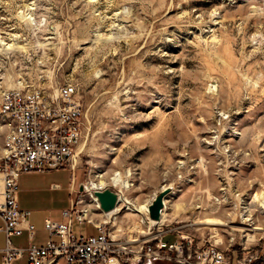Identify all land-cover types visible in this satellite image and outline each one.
I'll return each instance as SVG.
<instances>
[{
	"label": "rangeland",
	"instance_id": "374dc122",
	"mask_svg": "<svg viewBox=\"0 0 264 264\" xmlns=\"http://www.w3.org/2000/svg\"><path fill=\"white\" fill-rule=\"evenodd\" d=\"M65 85L82 108L64 167L76 185L117 174L137 203L167 189L165 225L197 244H264V0H0V105ZM5 132L0 115V167ZM67 169L25 174L34 214L62 207ZM135 214L107 228L134 241ZM73 231L93 234L76 221Z\"/></svg>",
	"mask_w": 264,
	"mask_h": 264
},
{
	"label": "built area",
	"instance_id": "2783aa9c",
	"mask_svg": "<svg viewBox=\"0 0 264 264\" xmlns=\"http://www.w3.org/2000/svg\"><path fill=\"white\" fill-rule=\"evenodd\" d=\"M0 115L6 128L0 167V232L5 238L0 264H264V244L235 254L209 242L197 244L176 227L151 225L147 212L140 214L139 224L146 225L148 238L123 241L120 234L107 228L110 221L96 223L81 218L83 209H78V202L87 193L84 184L79 186L74 206L63 210L60 221L44 220L48 241L43 246L33 244L35 229L28 222L29 212L17 205L18 179L30 172L60 170L69 163L80 141L82 108L74 87L65 85L53 97L36 90L6 93ZM112 189L118 194V203L120 190ZM93 204L94 212H102L95 197ZM116 207L110 220H117L122 211L134 213L127 203ZM74 221L93 227L97 233L75 235ZM23 232L28 246L12 245L11 238ZM167 235L175 236V240L166 242Z\"/></svg>",
	"mask_w": 264,
	"mask_h": 264
},
{
	"label": "crops",
	"instance_id": "0c3cea01",
	"mask_svg": "<svg viewBox=\"0 0 264 264\" xmlns=\"http://www.w3.org/2000/svg\"><path fill=\"white\" fill-rule=\"evenodd\" d=\"M61 169H67V168H61ZM60 169V170H61ZM68 170V169H67ZM57 171V170H55ZM68 172H70V170H68ZM26 175H22L20 176V178L18 179V195H17V205L19 206V209L22 211H28L29 212V217H28V222L30 224H32L34 226L35 232H34V238L32 240V243L37 245V246H43L49 239L47 233L44 230V220L49 218L52 221H60L61 220V213L63 212V210H68L70 208H72L74 206V202H75V197L78 193V191L81 189L78 185H76V177L75 175H72L70 172V180L68 181L67 187L68 188V198L66 200H63L61 205L62 207L57 209V210H49L47 212H43V216L39 217L36 214H34V211H32V209H29V206L27 203L23 202L22 197H21V190H19V185L22 182V180H24V177ZM49 189H53V190H62L61 185L56 184V183H51L49 185ZM160 191H158L156 193V195H158ZM155 195V196H156ZM140 217L139 214H135V216H133V220H137L138 217ZM1 226V223H0ZM89 226V225H87ZM91 228V231L93 232V234H89V235H95L97 233V230L94 229L93 227L89 226ZM121 239L123 241H126L124 236H121ZM11 244L14 246H20V247H26L29 244V239L27 238V235L25 232H23L20 236H16L11 238L10 240ZM127 242V241H126ZM5 246V238L2 234V232H0V250L3 249ZM0 260H1V255H0ZM15 264H25L24 261H18Z\"/></svg>",
	"mask_w": 264,
	"mask_h": 264
},
{
	"label": "bare ground",
	"instance_id": "6f19581e",
	"mask_svg": "<svg viewBox=\"0 0 264 264\" xmlns=\"http://www.w3.org/2000/svg\"><path fill=\"white\" fill-rule=\"evenodd\" d=\"M78 152H79V150H77L76 154ZM74 162H76L75 158L73 160V163ZM130 185L131 184L128 182V180L122 181L118 177L117 174H110L109 176H104L103 174H95L92 178H90V180L86 184H84L86 191L89 193L87 196L89 197L88 200H90V201L88 203H86L84 200L79 199V202H78L79 204L84 205L83 214H81V218H86V219L91 220L93 217L91 214L94 212L93 208L95 205V204H93V202H94V196H93L94 191L100 190V189L105 188L107 186L121 188L122 190H124V189L128 188ZM121 191H120V193H121ZM154 198H155V196H152V197H150L149 200L147 199L142 203H137L136 200H132L127 196L125 197L123 195V193H121V194H119V202L118 203L121 202V203L129 204L131 209L133 210V212L136 214H139V215L147 212V218H148V207L152 203L151 201ZM163 201H164V199H163ZM165 209H166V201H164V208L160 212L159 221H152V220H150V218H148L149 223L151 225H159V224L169 223L168 218H166L164 215ZM113 211H115V209L112 210L110 213H103V212L96 213V212H94V214H96L97 216H100L99 217L100 221L95 220V222L101 223V221H103L104 219L106 222H108L110 220L109 217ZM207 223L213 224V225H219V222L217 220H209L208 219L205 224H207ZM140 229H141V233H139L140 234L139 237H141V239H139V240L144 241L148 238L150 233H149V231H147L146 228L144 229V226H142V225H140ZM256 230H262V229L257 227Z\"/></svg>",
	"mask_w": 264,
	"mask_h": 264
},
{
	"label": "water",
	"instance_id": "95a60500",
	"mask_svg": "<svg viewBox=\"0 0 264 264\" xmlns=\"http://www.w3.org/2000/svg\"><path fill=\"white\" fill-rule=\"evenodd\" d=\"M170 190H162L151 201L152 203L148 207V218L152 221H159L160 212L164 207V197ZM93 196L97 199L100 209L103 213H110L117 206L118 194L112 188H106L103 191H94Z\"/></svg>",
	"mask_w": 264,
	"mask_h": 264
}]
</instances>
